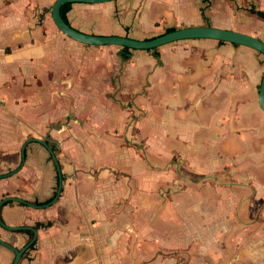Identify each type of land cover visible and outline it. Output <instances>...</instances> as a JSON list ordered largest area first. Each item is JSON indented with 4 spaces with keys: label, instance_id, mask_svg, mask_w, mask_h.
<instances>
[{
    "label": "crops",
    "instance_id": "obj_1",
    "mask_svg": "<svg viewBox=\"0 0 264 264\" xmlns=\"http://www.w3.org/2000/svg\"><path fill=\"white\" fill-rule=\"evenodd\" d=\"M55 2L0 0V203L37 206L0 209L20 228L0 223L10 246L37 231L19 264H264V55L211 39L82 44ZM252 8L264 0L75 2L66 18L99 36L213 26L264 42ZM14 257L0 243V264Z\"/></svg>",
    "mask_w": 264,
    "mask_h": 264
},
{
    "label": "water",
    "instance_id": "obj_2",
    "mask_svg": "<svg viewBox=\"0 0 264 264\" xmlns=\"http://www.w3.org/2000/svg\"><path fill=\"white\" fill-rule=\"evenodd\" d=\"M111 1H115V0H56V2L54 3L52 7V17H53L55 24L57 25V27L60 29L62 33H64L66 36H68L69 38L75 41H78L82 44H86L90 46H119V47H126L129 49H135V50H153L161 46H164V45H167L173 42L181 41V40L211 39V40H216V41H223V42H229L232 44L247 46L254 50H257L258 52L264 55V42L263 41H261L260 39L252 35L245 34L239 31L224 29V28H217L213 26L179 28V29H176L175 31L163 34L161 36H158L152 39L136 40V39L129 38V37L99 36V35L83 33V32H80L74 29L70 24H68L64 20L62 16V12H61L62 7L68 3H75V2L107 3ZM259 103H260L262 110L264 111V77H263V81L260 87ZM41 143L44 146H46L47 149L51 152L53 159L56 163V166L58 170L60 171V168L56 160V156L54 154L53 149L45 142H41ZM23 157H25L24 153H23ZM61 181H62V178L60 175L59 190L53 202L58 198V196L61 193V188H62ZM13 200H16L18 202H21L23 204H27L33 207H37L36 205L30 204L22 199L9 197L0 203V209L5 201H13ZM0 223L2 224L4 228L8 230H12V231L20 230V228H11V227L6 226L1 220V212H0ZM32 230L35 233L34 238L26 246H24L21 249L14 248L10 246L9 244H7L6 242L0 240L1 244L11 248L14 251L15 257L13 259L12 264H19L23 254L31 247V245L36 240L37 231L33 228Z\"/></svg>",
    "mask_w": 264,
    "mask_h": 264
},
{
    "label": "trees",
    "instance_id": "obj_3",
    "mask_svg": "<svg viewBox=\"0 0 264 264\" xmlns=\"http://www.w3.org/2000/svg\"><path fill=\"white\" fill-rule=\"evenodd\" d=\"M70 6H71V3H68V4H65L63 7H62V16L64 18V20L68 23L67 21V18H66V13L67 11L70 9ZM251 12L254 13V14H257L259 17H262L264 18V12L263 11H258L256 10L255 8H252L251 9ZM176 29H171L168 31L169 32H172V31H175ZM124 49H127L129 50V48H124ZM38 227H40V225L38 224ZM30 233V231H28ZM35 246V243L31 246V249Z\"/></svg>",
    "mask_w": 264,
    "mask_h": 264
}]
</instances>
